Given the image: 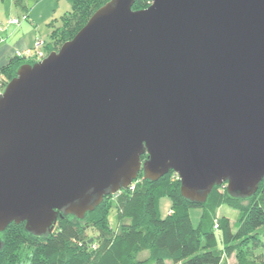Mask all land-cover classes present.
Instances as JSON below:
<instances>
[{"label": "water", "instance_id": "95a60500", "mask_svg": "<svg viewBox=\"0 0 264 264\" xmlns=\"http://www.w3.org/2000/svg\"><path fill=\"white\" fill-rule=\"evenodd\" d=\"M109 0L0 92V233H53L139 175L181 197L264 180V0ZM1 248V242H0Z\"/></svg>", "mask_w": 264, "mask_h": 264}, {"label": "trees", "instance_id": "16d2710c", "mask_svg": "<svg viewBox=\"0 0 264 264\" xmlns=\"http://www.w3.org/2000/svg\"><path fill=\"white\" fill-rule=\"evenodd\" d=\"M108 1L71 0V12L62 18L60 27L51 29L44 53L58 51ZM20 2L14 0L15 5ZM149 4L150 0H136L132 10L145 9ZM34 63L26 58L10 60L0 69V90L15 77L21 65ZM169 175L173 180L168 179ZM179 188L172 172L156 182L143 180L139 175L133 190L127 188L104 198L83 220L59 217L53 233L47 236L27 233L24 224H10L0 233V264H220L222 255H234L236 264H261L258 259L249 258L246 249L249 244L254 248L264 246V180L249 199L228 197L222 185L212 190L203 205L185 201ZM159 196H166L171 203L166 219L158 213ZM113 200L117 201L116 232L110 230L107 218L114 207L109 208L108 202ZM224 205L239 212L235 231L229 219L216 217V211ZM192 207L202 209L197 227L192 225L188 213ZM87 228L94 229L97 237L88 236ZM216 234L222 251L218 250Z\"/></svg>", "mask_w": 264, "mask_h": 264}, {"label": "rangeland", "instance_id": "374dc122", "mask_svg": "<svg viewBox=\"0 0 264 264\" xmlns=\"http://www.w3.org/2000/svg\"><path fill=\"white\" fill-rule=\"evenodd\" d=\"M27 10H30V15H29L30 20L35 24L36 27V34L33 31V36L37 35L39 38L43 40H47L50 35L51 29L60 27L62 23V18L71 12V0H21L19 5H15L14 0H0V23H4L10 17L19 15L20 12H25ZM15 42L16 40L13 38L12 40L9 41L8 45H11L12 43ZM7 53H8L7 49L1 45L0 62L5 63L6 61L5 55ZM31 61H35V58H33V60ZM1 68L2 67H0V69ZM0 92H3V89L0 90ZM169 178L170 180H173V176L169 175L168 179ZM115 203H117V201L115 200L108 202L109 204L108 207L111 208L112 206L115 205ZM245 203L246 202H243L244 205ZM170 209H171V203L169 199L166 196H159L158 213L160 218L166 219L168 217V211ZM201 212L202 209L197 207H192L188 210L192 225L194 227H197L198 225ZM218 215L220 217H225L229 219L231 222V229L232 231H235L234 224L239 215V212L237 210L231 209L228 206L224 205L218 211ZM107 218H108V225L110 230L112 232H116L118 229V218H117V208L115 206L109 210ZM87 233L88 236L97 237V232L92 228H87ZM216 237L218 239V250L222 251L223 248L219 241V234H216ZM257 247L258 248H254L252 245L249 244L246 249V252L249 258L258 259L261 264H264V246L262 245ZM254 252L255 254L258 255V258L254 256L253 254Z\"/></svg>", "mask_w": 264, "mask_h": 264}, {"label": "crops", "instance_id": "0c3cea01", "mask_svg": "<svg viewBox=\"0 0 264 264\" xmlns=\"http://www.w3.org/2000/svg\"><path fill=\"white\" fill-rule=\"evenodd\" d=\"M15 4V3H14ZM23 15L27 16L26 21H22L19 26L14 25H8L3 33L0 34V46L2 45L5 47L8 51V53L5 55L6 61L5 63L0 62V67H3L5 64H8L10 60L14 58H22L18 55L23 54L27 50H31L33 48V44L35 39H38L39 37L37 35L33 36V31L36 34V27L35 24L30 20V10H27L25 12H20L19 15H16L14 17L10 18H20ZM9 18V19H10ZM15 39L16 42L12 43L11 45H8L9 41L12 39ZM41 39V38H39ZM43 40V39H41ZM44 42L48 41L43 40ZM18 47V48H16ZM33 60V59H31ZM221 206L216 211V217H220L218 215V211L222 208ZM235 256L231 255L229 257H226L225 255H222V260L220 264H236L235 262ZM165 264H170L169 262H165Z\"/></svg>", "mask_w": 264, "mask_h": 264}, {"label": "built area", "instance_id": "2783aa9c", "mask_svg": "<svg viewBox=\"0 0 264 264\" xmlns=\"http://www.w3.org/2000/svg\"><path fill=\"white\" fill-rule=\"evenodd\" d=\"M27 16L23 15L20 18H10L7 19L4 23H0V34L3 33L8 25H14L19 26V24L22 21H26ZM44 47V41L40 39H35L33 48L31 50L25 51L23 54L18 55L19 57L26 58V59H33L35 58V62H39L42 59L45 58L46 54L43 50ZM2 87V84L0 82V88ZM137 183V179L131 183V185L128 187L129 190H133L135 184ZM170 214V213H168ZM215 229H217V225H215Z\"/></svg>", "mask_w": 264, "mask_h": 264}]
</instances>
